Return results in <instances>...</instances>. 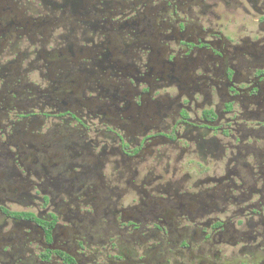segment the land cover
<instances>
[{
    "label": "flooded vegetation",
    "instance_id": "obj_1",
    "mask_svg": "<svg viewBox=\"0 0 264 264\" xmlns=\"http://www.w3.org/2000/svg\"><path fill=\"white\" fill-rule=\"evenodd\" d=\"M0 264H264V0H0Z\"/></svg>",
    "mask_w": 264,
    "mask_h": 264
}]
</instances>
